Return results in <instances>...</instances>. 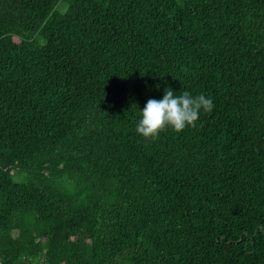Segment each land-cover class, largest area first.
<instances>
[{"label": "trees", "instance_id": "16d2710c", "mask_svg": "<svg viewBox=\"0 0 264 264\" xmlns=\"http://www.w3.org/2000/svg\"><path fill=\"white\" fill-rule=\"evenodd\" d=\"M0 260L264 264V0H0Z\"/></svg>", "mask_w": 264, "mask_h": 264}, {"label": "clouds", "instance_id": "9594fccd", "mask_svg": "<svg viewBox=\"0 0 264 264\" xmlns=\"http://www.w3.org/2000/svg\"><path fill=\"white\" fill-rule=\"evenodd\" d=\"M213 108V100L205 94L193 95L185 90L177 95L169 86L162 98H150L142 109L138 108L136 132L145 138L157 136L165 127L179 132L188 126L194 127L201 113Z\"/></svg>", "mask_w": 264, "mask_h": 264}, {"label": "rangeland", "instance_id": "374dc122", "mask_svg": "<svg viewBox=\"0 0 264 264\" xmlns=\"http://www.w3.org/2000/svg\"><path fill=\"white\" fill-rule=\"evenodd\" d=\"M61 4H62V5H64V7H63V8H65L64 10H66V9H67V7H68V3H67L66 1H64V2H61ZM64 10H63V11H64Z\"/></svg>", "mask_w": 264, "mask_h": 264}, {"label": "built area", "instance_id": "2783aa9c", "mask_svg": "<svg viewBox=\"0 0 264 264\" xmlns=\"http://www.w3.org/2000/svg\"><path fill=\"white\" fill-rule=\"evenodd\" d=\"M0 264H1V260H0Z\"/></svg>", "mask_w": 264, "mask_h": 264}]
</instances>
